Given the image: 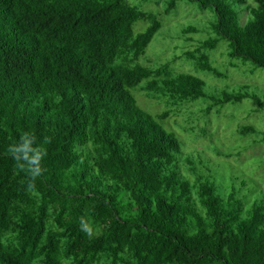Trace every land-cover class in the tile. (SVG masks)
I'll return each instance as SVG.
<instances>
[{
	"label": "trees",
	"instance_id": "16d2710c",
	"mask_svg": "<svg viewBox=\"0 0 264 264\" xmlns=\"http://www.w3.org/2000/svg\"><path fill=\"white\" fill-rule=\"evenodd\" d=\"M179 1L0 0V264H264V194L248 203L237 185L220 190L218 160L185 153L161 124L201 97L205 116L245 98L264 109L249 84L208 94L175 66L184 56L227 78L210 53L224 40L231 66L264 68V0H187L212 10L216 36L141 63ZM135 89L165 109L141 107ZM25 132L50 138L33 188L7 151Z\"/></svg>",
	"mask_w": 264,
	"mask_h": 264
},
{
	"label": "rangeland",
	"instance_id": "374dc122",
	"mask_svg": "<svg viewBox=\"0 0 264 264\" xmlns=\"http://www.w3.org/2000/svg\"><path fill=\"white\" fill-rule=\"evenodd\" d=\"M247 2L256 4L255 0ZM148 7L153 8L152 5ZM160 19L162 28L149 44L146 54L141 57V63L159 65L175 56H183L185 50L194 49L200 42L216 36L211 29L214 13L209 8L201 9L197 2L179 1L172 13L163 14ZM189 25L198 29L192 34V40L178 38L182 36L183 28ZM146 27L145 22H139L135 29L141 32ZM226 44L222 40L217 49L210 53L215 65L227 72V78L216 77L207 71H197L193 63L184 56L176 60L175 66L179 71L196 72L202 77L206 81L205 90L208 94L224 88L233 91L240 84H249L252 91L258 92L264 102V68L243 59H235L236 65L231 66V60L226 54ZM133 92L139 105L149 112L155 114L165 109L161 103L140 93V90L135 89ZM210 103L211 100L201 97L183 106L177 116L171 115L161 124L176 133L184 144L185 153L202 151L208 157L218 160L213 163L212 169L220 190L237 185L240 195L245 197L246 202L251 203L264 194V109L252 98H245L241 102L217 106L205 116L202 109ZM247 124L253 125L258 131L248 135L239 133L238 129ZM192 127L194 130L191 131ZM203 127L207 130L204 134L201 131ZM236 178L238 180L235 181ZM242 181L246 183L244 186Z\"/></svg>",
	"mask_w": 264,
	"mask_h": 264
},
{
	"label": "clouds",
	"instance_id": "9594fccd",
	"mask_svg": "<svg viewBox=\"0 0 264 264\" xmlns=\"http://www.w3.org/2000/svg\"><path fill=\"white\" fill-rule=\"evenodd\" d=\"M50 141L49 137H45L41 145L36 144V137L31 133H22L18 142L8 147V154L15 161V169L17 171L26 172L29 177V188L34 187V181L43 169L40 161L47 154L44 144Z\"/></svg>",
	"mask_w": 264,
	"mask_h": 264
}]
</instances>
